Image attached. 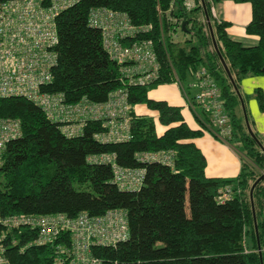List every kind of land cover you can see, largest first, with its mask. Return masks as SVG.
<instances>
[{
    "label": "trees",
    "instance_id": "trees-1",
    "mask_svg": "<svg viewBox=\"0 0 264 264\" xmlns=\"http://www.w3.org/2000/svg\"><path fill=\"white\" fill-rule=\"evenodd\" d=\"M222 1L226 0H203L190 13L182 10V0H177L174 10L169 0H81L62 11L56 18L57 65L45 90L64 94L70 103L82 98L103 103L120 88L118 67L103 50L100 32L87 25V16L95 7L125 12L134 24L153 25L151 37L162 65L155 83L128 88V102L132 109L145 105L156 111L158 120L132 111L131 139L103 144L94 139L103 131L100 122H87L82 135L67 138L31 102L0 98V119L17 120L21 127V136L10 141L3 153L0 216L100 217L121 210L126 214L128 238L114 246H92V255L103 264H264V252L258 253V245L264 248L263 181L250 196L254 182L264 174V154L259 137L248 132L239 114L238 94L243 79L264 76V0H228L250 5L245 33L257 37L253 47L230 39L228 23L213 21L210 2ZM178 30L190 39L177 42ZM197 69L206 70L219 86L231 126L226 142L240 143L243 161L234 180L207 177L206 159L190 142L201 137L203 129H191L181 107L148 97L159 85L193 81ZM253 96L264 112L262 92L256 90ZM200 114L204 125L209 116ZM160 151L175 153L173 167L136 159L139 153ZM101 154L114 155L120 167L144 169L142 186L136 191L119 189L109 165L87 161ZM226 187L232 188V198L219 202V192ZM0 236L9 264H69L71 259L68 232L44 245H37V232L26 228L0 226ZM58 246L64 254L58 253Z\"/></svg>",
    "mask_w": 264,
    "mask_h": 264
},
{
    "label": "built area",
    "instance_id": "built-area-1",
    "mask_svg": "<svg viewBox=\"0 0 264 264\" xmlns=\"http://www.w3.org/2000/svg\"><path fill=\"white\" fill-rule=\"evenodd\" d=\"M81 0H5L0 1V98H23L37 106L45 117L57 125L67 138L82 135L87 122H100L102 132L94 139L103 144L127 142L131 139L130 122L132 105L128 102V88L147 87L161 77L162 65L158 59L155 40L151 37L152 24H134L125 12L106 7L91 8L87 25L101 34V44L109 60L119 70L121 87L108 95L103 103L82 98L75 103L67 102L64 94L45 90L53 80L52 70L57 65L55 48L59 42L56 26L58 15ZM159 0H157L158 3ZM203 0H182L181 8L190 13L202 6ZM209 1V0H207ZM177 0H169L174 10ZM158 14L161 15L159 4ZM214 16V5L210 2ZM174 22H178L174 19ZM186 105H197L208 114L220 139L231 135L229 117L224 111L220 89L204 69L193 72V81L184 89L180 82ZM187 90H195L192 98ZM20 123L14 119H0V167L6 145L21 136ZM140 163H158L173 167L172 151L144 152L136 155ZM89 163L109 165L113 183L121 190L136 191L144 180V169L123 168L116 164L114 155L101 154L87 158ZM232 188L219 192V202L231 200ZM264 219V214H263ZM0 226L10 229L35 230V243L52 242L63 231L71 237L69 264H103L92 255V246H114L128 238L125 212L108 211L100 217L81 213L74 218L65 215L0 216ZM0 236V264H9ZM59 254H64L58 246ZM264 252V248L258 253ZM112 264H120L113 262Z\"/></svg>",
    "mask_w": 264,
    "mask_h": 264
},
{
    "label": "crops",
    "instance_id": "crops-1",
    "mask_svg": "<svg viewBox=\"0 0 264 264\" xmlns=\"http://www.w3.org/2000/svg\"><path fill=\"white\" fill-rule=\"evenodd\" d=\"M212 19L214 22L228 23L227 35L230 39L240 42L245 47H253L257 44V37L249 36L245 33V27L251 19V7L249 4H236L228 0L217 3L214 5V16H212ZM202 20H204L203 14ZM186 82L189 84V81ZM256 90H260L264 95V76L248 77L240 82L238 90L240 99L239 114L247 129L257 134L261 142V150L264 151V112L260 111L253 96ZM187 91L192 98L194 92ZM148 97L165 101L171 106L181 107L186 124L193 130L203 129V135L190 140V142L201 151L206 159L205 174L207 177L225 180L236 179L243 161L240 143L234 140L230 144L220 139L217 129L213 127L209 117L205 121L206 123L202 125L200 121L204 117L198 113L200 108H197L198 106L194 104L193 110L197 112V115H194L192 108L189 109L187 107L186 100L178 84L159 85L148 92ZM133 111L139 116H148L155 121L158 120V113L149 110L145 105L134 106ZM162 132L163 128L160 126L159 133Z\"/></svg>",
    "mask_w": 264,
    "mask_h": 264
},
{
    "label": "rangeland",
    "instance_id": "rangeland-1",
    "mask_svg": "<svg viewBox=\"0 0 264 264\" xmlns=\"http://www.w3.org/2000/svg\"><path fill=\"white\" fill-rule=\"evenodd\" d=\"M194 16H196V14H193ZM197 17H198V14H197ZM200 17H202V15H200ZM204 21V20H203ZM174 38H175V40L177 41V42H183L184 40H189L190 39V36L189 35H187V34H184V33H182L180 30H178L177 32H176V34H174ZM189 83H191V80L189 81ZM180 84H181V86L184 88V89H186L187 87H188V84H187V82L186 81H180ZM154 89V88H153ZM191 92H194L195 93V90H190ZM189 91V92H190ZM190 95V94H189ZM197 108H199V107H197ZM198 112L200 113V110H198ZM262 173H263V171H262ZM263 176V179L261 180V181H263L262 183H261V186H262V188H263V192H264V174L262 175ZM260 181V182H261ZM182 197V196H181Z\"/></svg>",
    "mask_w": 264,
    "mask_h": 264
},
{
    "label": "water",
    "instance_id": "water-1",
    "mask_svg": "<svg viewBox=\"0 0 264 264\" xmlns=\"http://www.w3.org/2000/svg\"><path fill=\"white\" fill-rule=\"evenodd\" d=\"M205 16H206V15H205ZM206 19H207V21H208L207 16H206ZM185 25H186L185 22L182 23V30H183V32H185ZM222 64H223V66H224V69H225L226 72H227L228 78H230V80H231V76H230V73H229V71H228V68H227L226 64H225L223 61H222ZM248 132L251 133L249 129H248ZM262 153L264 154V151H263V150H262ZM262 179H263V176H260V177L254 182V184H253V186H252V188H251V191H250V196H251V193H252V189H253V187H254L257 183H259ZM253 218H254V212H253ZM254 222H255V218H254ZM255 231H256V235H257V227H256V224H255ZM259 249H260V248H259V245H258V250H259ZM259 254H260V256H261V253H259Z\"/></svg>",
    "mask_w": 264,
    "mask_h": 264
}]
</instances>
